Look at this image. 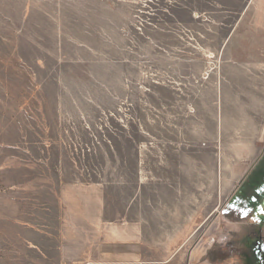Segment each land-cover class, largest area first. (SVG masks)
Listing matches in <instances>:
<instances>
[{
    "label": "rangeland",
    "instance_id": "obj_1",
    "mask_svg": "<svg viewBox=\"0 0 264 264\" xmlns=\"http://www.w3.org/2000/svg\"><path fill=\"white\" fill-rule=\"evenodd\" d=\"M258 9L0 0V264L141 243L153 262L240 263L222 210L264 162ZM249 229L262 243L264 214Z\"/></svg>",
    "mask_w": 264,
    "mask_h": 264
},
{
    "label": "crops",
    "instance_id": "obj_2",
    "mask_svg": "<svg viewBox=\"0 0 264 264\" xmlns=\"http://www.w3.org/2000/svg\"><path fill=\"white\" fill-rule=\"evenodd\" d=\"M258 15L259 24L264 28V0H258ZM262 168L257 170L254 168L253 179L249 185L244 188L241 192L240 189L244 185L245 181L239 186L237 192L229 199L227 204L223 207L222 217H227L229 223H231L235 229H231L230 240L226 251L222 254L224 257L228 255L229 250L232 247L238 245L236 252L240 263L235 264H254L253 262L258 261L264 264V240L260 244H256L261 237H257L256 232L249 229V226L253 222L258 221L259 218L264 214V189L260 188L264 184V162ZM251 172V173H252ZM251 173L247 176L249 178ZM247 181V180H246ZM256 192L258 194H256ZM104 226L108 228L110 232L118 236H129L131 228L139 230V224H118V223H104ZM238 228V229H237ZM255 237V240L254 238ZM262 238H264V233ZM255 245V246H254ZM257 248L260 256L255 251L250 249ZM124 249V250H123ZM124 251V252H121ZM221 254V255H222ZM93 264H170L169 261L155 260L154 262L149 260L148 255L142 249V243L139 246L131 245H110L105 248L99 257ZM219 264H228L226 261L220 262ZM234 264V263H231Z\"/></svg>",
    "mask_w": 264,
    "mask_h": 264
}]
</instances>
